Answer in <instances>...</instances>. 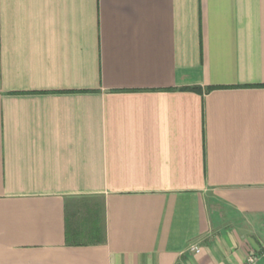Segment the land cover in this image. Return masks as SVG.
I'll use <instances>...</instances> for the list:
<instances>
[{
  "label": "crops",
  "instance_id": "1",
  "mask_svg": "<svg viewBox=\"0 0 264 264\" xmlns=\"http://www.w3.org/2000/svg\"><path fill=\"white\" fill-rule=\"evenodd\" d=\"M250 255L264 0H0V264Z\"/></svg>",
  "mask_w": 264,
  "mask_h": 264
},
{
  "label": "built area",
  "instance_id": "2",
  "mask_svg": "<svg viewBox=\"0 0 264 264\" xmlns=\"http://www.w3.org/2000/svg\"><path fill=\"white\" fill-rule=\"evenodd\" d=\"M194 249H197V251H199L198 247H195ZM256 260L257 257L255 255H250L243 264H255Z\"/></svg>",
  "mask_w": 264,
  "mask_h": 264
},
{
  "label": "trees",
  "instance_id": "3",
  "mask_svg": "<svg viewBox=\"0 0 264 264\" xmlns=\"http://www.w3.org/2000/svg\"><path fill=\"white\" fill-rule=\"evenodd\" d=\"M192 89H198V88H192Z\"/></svg>",
  "mask_w": 264,
  "mask_h": 264
}]
</instances>
